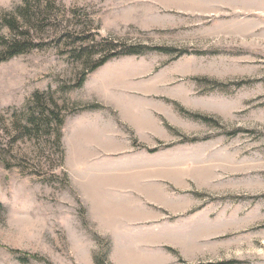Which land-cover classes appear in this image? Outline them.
Wrapping results in <instances>:
<instances>
[{
  "label": "rangeland",
  "instance_id": "obj_1",
  "mask_svg": "<svg viewBox=\"0 0 264 264\" xmlns=\"http://www.w3.org/2000/svg\"><path fill=\"white\" fill-rule=\"evenodd\" d=\"M29 23L0 63V264H264V0H32Z\"/></svg>",
  "mask_w": 264,
  "mask_h": 264
},
{
  "label": "trees",
  "instance_id": "obj_2",
  "mask_svg": "<svg viewBox=\"0 0 264 264\" xmlns=\"http://www.w3.org/2000/svg\"><path fill=\"white\" fill-rule=\"evenodd\" d=\"M32 12V0H26L25 4L18 7L16 12H10L9 15L5 14L2 17V22L5 26L9 27L11 31H13L14 36L13 38H6L4 36H1V42H0V63L4 61H8L11 58L20 55L22 53L30 51L33 47L38 45L37 43H33L32 40L29 39L28 33H29V21H30V15ZM142 48V47H140ZM137 48L135 45H130L127 49L125 54H138L145 50L149 49H158L166 52L172 51L170 48H164V47H145V48ZM108 60V56L104 57L99 64L95 65L94 68H97L101 66L103 63H105ZM93 68V69H94ZM86 78V74L82 77L79 84H83L84 79ZM55 114V112H53ZM36 115L32 116L30 119H27V126L29 131H31L35 126L40 125V119H36ZM56 119H48L46 122V126L51 130L57 129L56 139L57 143L59 145H62V126L64 124V119L60 118V116H55ZM29 257H24V259H28ZM103 260H99L98 264H104ZM211 264H231L230 263H211Z\"/></svg>",
  "mask_w": 264,
  "mask_h": 264
}]
</instances>
